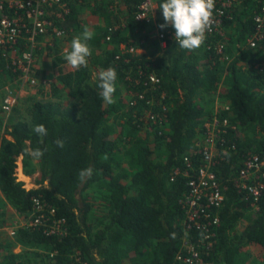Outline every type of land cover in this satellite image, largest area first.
Here are the masks:
<instances>
[{"label":"trees","instance_id":"trees-1","mask_svg":"<svg viewBox=\"0 0 264 264\" xmlns=\"http://www.w3.org/2000/svg\"><path fill=\"white\" fill-rule=\"evenodd\" d=\"M77 5L64 24L82 33L84 0ZM107 5L108 0H98L87 17L97 23L88 43L99 52L92 48L87 67L64 63L58 75L62 88L54 86L51 98L34 101L30 116L13 123L10 138L0 141V189L8 203L19 215L29 216L33 198L40 197L66 219L67 231L48 235L42 227L27 226L6 245L0 237V250L7 248L0 264H184L176 255L185 231L198 232L184 223L181 200L187 181L171 176L184 156L199 162L195 141L212 116L207 98L216 93L230 107L224 114L239 130L229 133L228 146L235 150L219 165L225 200L215 211L221 225L218 243L203 264H264V199L253 211L247 193L234 184L241 159L249 151H264V72L257 67L264 62V44L249 48L246 43L255 29L254 3L243 0L225 21L235 29L230 42L243 45L236 52L227 45L230 61L214 49L221 37L206 38L194 51L181 49L176 41H168L163 50L152 37L155 28L141 34L147 25L134 18L135 1L121 0L119 15ZM158 14L164 24L162 9ZM168 29L175 32L171 25ZM142 38L145 51L116 58L123 43ZM108 67L117 71L111 104L102 100L97 78ZM152 71L160 77L157 86L148 79ZM37 124L45 126L47 135L33 131ZM37 148L43 151L40 157L33 155ZM21 156L39 163L40 185L27 188L18 179ZM87 167L93 173L81 182L79 172ZM17 244L22 246L19 253L13 251Z\"/></svg>","mask_w":264,"mask_h":264},{"label":"built area","instance_id":"built-area-1","mask_svg":"<svg viewBox=\"0 0 264 264\" xmlns=\"http://www.w3.org/2000/svg\"><path fill=\"white\" fill-rule=\"evenodd\" d=\"M82 1L0 0V66L12 73L16 83L15 87L8 86L5 90L1 106L4 112L13 109L22 91L25 92L39 84L41 78L37 57L42 50L45 53L59 50L57 54L59 56L70 49L64 45L69 44L67 40L72 38L75 31L71 27L65 28L64 23L72 14L74 5ZM133 1L136 3L133 12L135 20L147 25L142 26L140 31L142 35L147 34L148 28H155L152 37L163 50L168 41H175L174 31L161 29L156 24L159 20V5L163 0ZM242 2L243 0H215L212 24L210 30L206 32V38L216 36L224 38L225 21L233 18L235 8ZM252 2L255 29L246 38V43L249 48H257L264 44V0ZM86 3L84 0V5ZM120 4L121 0H108V10L119 15ZM121 20L125 18L121 17ZM116 28L118 25L111 27L110 30ZM110 38L108 35L106 40ZM59 42L63 44L61 49L58 47ZM145 43L146 38H142L140 42L131 39L123 43L121 53L116 55V58L121 59L127 53L145 51L143 47ZM214 49L223 60H231L226 54L227 42L224 39L218 40ZM257 67L264 72V62L258 63ZM148 79L153 85L157 86L160 83V77L154 71L148 74ZM212 107V116L204 120L195 141L194 156L199 162H195L189 155L184 156L183 165L176 167L171 176V180L181 176L187 181L188 191L181 200L185 211L184 223L188 229H195L198 232L195 235L185 231L181 248L176 255V259L184 264H203L205 256L209 255L218 243L221 220L215 209L221 207L225 200L218 174L219 165L223 161L228 162L231 150H235V146L231 148L228 146L229 133L239 130V125L224 114L230 107L219 93L214 94ZM240 162L234 184L239 191L247 193L252 210L257 211L260 201L264 199V151H249ZM18 221L20 222L7 228L11 237H16L17 230L23 225L42 227L48 235H61L67 231L64 227L66 219L57 216L56 208L40 197L33 198V208L29 216Z\"/></svg>","mask_w":264,"mask_h":264},{"label":"clouds","instance_id":"clouds-1","mask_svg":"<svg viewBox=\"0 0 264 264\" xmlns=\"http://www.w3.org/2000/svg\"><path fill=\"white\" fill-rule=\"evenodd\" d=\"M215 0H163L159 5L162 9L164 24L161 29L171 25L175 29V41L181 49L194 51L202 46L206 39V32L210 30L213 18ZM94 33L87 26L80 35L71 40L70 50L64 56L67 64L73 69L87 67L88 57L92 51L89 41ZM99 80L100 96L106 103H113V94L116 91L115 82L117 71L114 67H108L97 73ZM33 131L43 137L47 135V129L43 124L34 126ZM57 146L63 147V141L57 140ZM33 155L40 157L43 151L39 148L33 151ZM92 167H87L79 172L81 182L91 178Z\"/></svg>","mask_w":264,"mask_h":264},{"label":"rangeland","instance_id":"rangeland-1","mask_svg":"<svg viewBox=\"0 0 264 264\" xmlns=\"http://www.w3.org/2000/svg\"><path fill=\"white\" fill-rule=\"evenodd\" d=\"M97 1L98 0H89L90 5L88 6V0H87V3L81 9L80 17H83L84 19H86L87 15L90 13L89 9H91V7L96 6ZM79 12H80V10H79ZM158 21H156V24L160 25V22H158ZM82 26H84V27L87 26L89 29H91L93 31V29L90 27L92 25H90L87 22L82 24ZM234 32H235V29L227 26V27H225L224 38H222V37L221 38L224 39L228 43L227 45L233 49V52H236L243 45L240 44V45H237V47H236V45H234L235 43H233V41L230 42L231 37L234 35ZM80 34H81L80 32L75 31L74 35L71 36L72 38L67 40L69 42V44L64 45V46H68L70 48L71 40L75 36L80 35ZM58 47H60V49H61L62 44L59 43ZM90 48L92 50V48H93L92 45H90ZM98 49H100V48H98ZM48 52H49L48 54H50V56L52 57V63H58V64L67 63L66 60L64 59L66 52H62V54L59 56L57 55L59 50L48 51ZM41 54L42 55H48L47 53H41ZM64 66H65V64H64ZM0 68L3 69L2 66H0ZM1 69H0V85H1L0 88L2 87L4 90V93H5V90L8 86L15 87L16 83L14 82L15 78L12 76L11 72L6 73V72H4V70H1ZM39 72H40V70H39ZM95 75H96V73H94L92 75V78H94ZM40 78L41 79H40V82L38 85L29 88L25 92L22 91L20 98L18 99L17 103L15 104V106L13 107V109L10 112H4L2 110L1 106H2V101L4 98V94H3L2 100L0 103V110H1V112H0V138H2L4 136L10 138V134L8 132L10 130L11 124L14 123L20 117H24V118L26 117L27 118V115L29 113V108L27 106L29 105V103L23 102L25 97L27 96V94H30V92L37 86L45 87L44 90H43V88L41 89V90H43V94H46L48 91L51 90V88H52L51 78L49 76L41 75V73H40ZM43 80H44V82H43ZM91 80H93V79H91ZM47 88H50V89H47ZM68 95H69V90H66L64 92V97L66 98V97H68ZM213 97H214V94H212L211 96H209L207 98L208 103H210V105H212V106H213ZM16 109H18L19 112ZM121 146H123V143H121ZM116 155L117 156L122 155V152L118 151V152H116ZM38 165H39V163L35 159H29L28 158V159H22V160L19 159L18 160V168H17L18 179L24 183L25 187L32 188L36 185L37 186L40 185V183H37V182L41 181V176H40V173L38 172L39 169H37ZM28 182H30L29 183L30 185H28ZM86 191H90V189H87ZM86 191H85V193H86ZM22 217L25 218V216H23V215H22ZM0 221H2L0 223V231L4 232L3 234L0 235V237H2L4 242L7 241V239L14 240V237H11L9 235L7 228L9 226H12L15 223H19L20 221H18L16 214H14V212L11 211V209H9L6 206V204H4V203L2 204V202L0 203ZM24 227H26V226L25 225L20 226V228H24ZM5 245H6V242H5ZM13 251L16 253L21 252L22 246L20 244H17L15 246V248L13 249ZM6 252H7V248L1 247L0 259H2L3 255Z\"/></svg>","mask_w":264,"mask_h":264},{"label":"crops","instance_id":"crops-1","mask_svg":"<svg viewBox=\"0 0 264 264\" xmlns=\"http://www.w3.org/2000/svg\"><path fill=\"white\" fill-rule=\"evenodd\" d=\"M89 15H87V17H88ZM87 17H86V19H85V22H87V23H89L90 25H92V26H90L92 29H93V33L95 32V30H96V27H95V25H97V23H92L91 21H88V19H87ZM84 22V21H83ZM84 22V23H85ZM100 23H101V21H99V25H100ZM59 43H61V42H59ZM58 43V44H59ZM62 44V43H61ZM62 46H63V44H62ZM93 49H95L94 50V52L95 53H98L99 52V50H98V47H93ZM41 53H45V51L44 50H42L41 52H40V54H39V56L37 57V66H38V68H39V70H40V73H41V75H45V76H49L50 78H51V83H52V88H51V90L50 91H48L46 94H43V90L45 89V87H41V86H37V87H35L31 92H30V94H27V96L25 97V99H24V101L23 102H25V103H29V105L27 106V107H30L32 104H33V102L34 101H36V100H46V99H49V98H51V95H52V90H53V87L54 86H58L59 88H62V85L60 84V82H59V80H58V75H59V69H60V67L61 66H63L64 64H58V63H52V57L50 56V54H48V55H42ZM53 80V81H52ZM43 82H44V80H43ZM1 86V85H0ZM43 88V90H41ZM1 90V92H0V103H1V100H2V96H3V94H4V90H3V88L1 87L0 88ZM47 89H50V88H47ZM42 92V93H41ZM60 92V91H59ZM54 98V97H53ZM0 112H1V110H0ZM29 115V114H28ZM30 116V115H29ZM22 117H20V118H18L16 121H18V120H20ZM15 121V122H16ZM14 122V123H15ZM13 124V123H12ZM12 124H11V126H12ZM10 129H11V127H10ZM0 141H1V138H0ZM20 160H22V159H28V158H26V157H24V156H21L20 158H19ZM0 203L2 202V204L4 203V204H6V206L9 208V209H11V211H13L14 212V214H16V216H17V218L18 219H20L21 220V218H22V216L21 215H19L17 212H16V210L8 203V201L6 200V198H5V196H4V194L2 193V191H1V189H0ZM2 221H0V223H1Z\"/></svg>","mask_w":264,"mask_h":264}]
</instances>
